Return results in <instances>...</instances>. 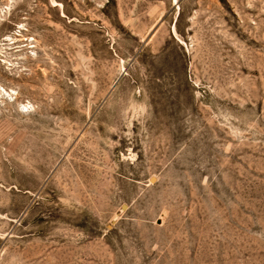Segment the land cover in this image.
I'll return each instance as SVG.
<instances>
[{"label":"rangeland","instance_id":"rangeland-1","mask_svg":"<svg viewBox=\"0 0 264 264\" xmlns=\"http://www.w3.org/2000/svg\"><path fill=\"white\" fill-rule=\"evenodd\" d=\"M0 264H264V0H0Z\"/></svg>","mask_w":264,"mask_h":264},{"label":"bare ground","instance_id":"bare-ground-1","mask_svg":"<svg viewBox=\"0 0 264 264\" xmlns=\"http://www.w3.org/2000/svg\"><path fill=\"white\" fill-rule=\"evenodd\" d=\"M26 30V29H25ZM12 37V36H11ZM10 38V37H9ZM9 38H8V40H9ZM12 39V38H11ZM15 43V42H14ZM12 97V96H11Z\"/></svg>","mask_w":264,"mask_h":264}]
</instances>
